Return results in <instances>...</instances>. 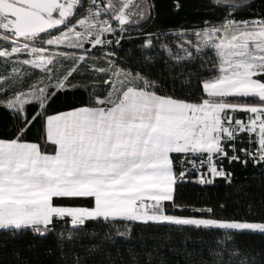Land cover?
I'll return each instance as SVG.
<instances>
[{
	"label": "snow or ice",
	"instance_id": "obj_1",
	"mask_svg": "<svg viewBox=\"0 0 264 264\" xmlns=\"http://www.w3.org/2000/svg\"><path fill=\"white\" fill-rule=\"evenodd\" d=\"M209 6L225 14L145 33L140 45L147 67L156 44L176 64H199L198 95L180 96L116 54L124 33L151 19L149 0H0V108L14 122L0 135V231L45 237L63 223L62 246L89 220L225 230L227 240L232 232L264 235V215L222 218L207 206L176 215L165 207H185L174 192L189 165L200 184L230 182L225 159L264 165V13L237 19L240 0ZM97 48L103 57H92ZM78 91L83 99L50 110L58 95ZM80 199L87 205L66 203ZM72 264H84L79 254Z\"/></svg>",
	"mask_w": 264,
	"mask_h": 264
},
{
	"label": "trees",
	"instance_id": "obj_2",
	"mask_svg": "<svg viewBox=\"0 0 264 264\" xmlns=\"http://www.w3.org/2000/svg\"><path fill=\"white\" fill-rule=\"evenodd\" d=\"M149 2L154 5L151 19L124 33V39L116 48L117 56L133 69L144 68L149 71L165 84L169 92L174 91L180 96L198 95L197 79L204 75L199 64L191 67L176 64L156 44L152 52L153 63L147 67L140 55V45L145 33H167L174 29L192 28L204 19L217 21L225 14V9L209 6V0ZM240 3L244 6L235 12L237 19L264 13V0H240ZM92 57H103V50L97 48ZM190 72L192 77L189 83ZM181 73L184 75L181 76ZM85 95L79 91L58 95L52 101L50 110H63ZM13 130L14 122L10 113L0 108V135H9ZM38 136V124H34L27 132V139L35 141ZM237 144L241 146L239 140ZM222 166L232 173L230 182L223 177H216L212 184H200L198 173L191 170L190 165L187 166L189 171L185 179L177 180L174 192L176 203L185 207L173 209L171 202H165L169 214L191 215L194 214L193 207L207 206L215 210V216L222 218L258 219L264 215V165L255 166L251 161L245 165L225 159ZM180 167L177 163V173ZM66 203L86 206L88 202L80 199ZM117 228L127 231V235H118ZM68 230L69 226L61 223L45 237L24 233L14 238L0 231V264H72L77 254L84 264H242L243 261L253 264V260L255 264H264V235L259 233L232 232V240H227L225 230L196 229L166 222L108 224L103 220H89L83 231L74 233L73 242L62 246L59 242L60 233L63 231L67 234ZM92 245L98 247L89 254L86 250Z\"/></svg>",
	"mask_w": 264,
	"mask_h": 264
},
{
	"label": "built area",
	"instance_id": "obj_3",
	"mask_svg": "<svg viewBox=\"0 0 264 264\" xmlns=\"http://www.w3.org/2000/svg\"><path fill=\"white\" fill-rule=\"evenodd\" d=\"M198 182H199V180H198Z\"/></svg>",
	"mask_w": 264,
	"mask_h": 264
}]
</instances>
